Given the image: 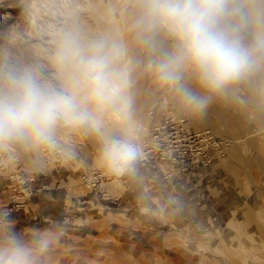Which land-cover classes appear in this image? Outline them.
<instances>
[{"label": "rangeland", "instance_id": "rangeland-1", "mask_svg": "<svg viewBox=\"0 0 264 264\" xmlns=\"http://www.w3.org/2000/svg\"><path fill=\"white\" fill-rule=\"evenodd\" d=\"M120 2L122 7H129L130 0H0V73L36 70L54 89L83 99L86 86L73 64L57 63V52L69 34L82 45L116 39L122 29L117 12ZM257 4L262 13L258 22L264 25V0H257ZM115 12L119 27L111 21L110 14ZM99 27L104 31L102 35L111 38L102 37ZM114 29L119 30L116 35ZM160 90L147 114L144 131L133 127L135 116L128 97L126 109L115 108L122 114L125 111L131 127L127 132L119 128L108 135L127 136L141 146L130 170L120 175L102 163L101 133L87 126L61 122L54 132L55 147L28 140L0 143V225L21 210L4 214L13 195H19L15 200L20 201L49 189L47 183L50 188L61 184L72 195L94 196L99 205L97 201L110 202L109 198L124 193V183L119 179L125 180L128 172L139 167L153 179H172L178 188L190 193L196 207L179 215V225H186L183 220L202 226L190 231L177 228L168 216L152 214L145 207V198L131 200L125 211L110 207L103 211L99 205L88 212L91 231L87 233L63 238L55 231H45L50 243L38 256L37 264H264V169L258 163H240L233 154L241 155L240 148L231 147L213 128L198 126L178 102L173 88L161 85ZM85 106L95 108L87 103ZM112 108L97 109L102 120L105 109ZM167 115L183 118L186 129L193 134L208 131V139H182L176 145L168 133L159 152L144 155L140 150L150 141L148 135ZM103 125L105 134L104 120ZM94 212L96 220L91 221ZM6 237L0 233V243Z\"/></svg>", "mask_w": 264, "mask_h": 264}, {"label": "clouds", "instance_id": "clouds-1", "mask_svg": "<svg viewBox=\"0 0 264 264\" xmlns=\"http://www.w3.org/2000/svg\"><path fill=\"white\" fill-rule=\"evenodd\" d=\"M247 24L241 0H139L133 27L139 43L159 52L149 65L157 80L173 88L193 112H200L212 96L264 68V30L245 42ZM161 32L173 41L170 49L160 48ZM126 52L121 42L97 40L82 45L71 34L64 37L56 59L74 65L87 89L83 99L54 89L36 70L0 73V143L28 140L55 147L54 132L61 122L87 126L101 133L102 163L117 175L129 171L140 154L138 147L127 136L103 134L97 111L128 106L127 72L116 67ZM185 73L204 95L182 83ZM49 243L46 236L24 242L9 234L0 243V264H37Z\"/></svg>", "mask_w": 264, "mask_h": 264}, {"label": "bare ground", "instance_id": "bare-ground-1", "mask_svg": "<svg viewBox=\"0 0 264 264\" xmlns=\"http://www.w3.org/2000/svg\"><path fill=\"white\" fill-rule=\"evenodd\" d=\"M241 3L248 17V24L243 31V36L245 42H251L258 31L264 30V25L258 22L262 13L259 12L260 8L257 0H241ZM128 5L129 7H122L121 5L119 11L117 10L119 12V19L122 21V29L121 31L116 29L119 33L114 29L115 35L117 32L116 39L109 37V35H102L104 31L100 27L98 28V32H101L104 38H111L108 41L106 40L108 43L121 42L127 49L125 57L118 62L116 67L127 72L128 84L124 90V94L132 102L131 114L135 116L133 127L136 125L137 130L144 131L147 128L148 112L154 107V99H157L161 91L160 86L162 84L157 80L154 72L149 67L152 61L159 55V52L147 48L136 39V29L133 25L139 13V0H130ZM116 14V12L110 14L111 21L115 27H119L117 25L118 19ZM97 36L99 38V35ZM157 41L163 50L170 49L173 44L171 38L163 32L157 36ZM183 80V84L195 94H205L196 85L189 73L184 74ZM79 86L81 87V85ZM82 90L84 89L82 88ZM177 97L178 102L183 104L185 110L198 126H208L211 127V130L213 128L217 134L224 136L225 142L229 143V145L231 144V147L242 150L243 153L241 155L233 153L240 163L246 166L258 163L264 169V68L249 74L237 83L229 86L220 95L212 96L203 111L193 112L182 102L178 93ZM124 112L122 114L115 108L105 109L103 117L105 124L104 131L107 130L105 135L119 128L126 132L129 131L131 125L128 124V116L126 114L125 118ZM138 147H141L139 143ZM231 230L232 228H230Z\"/></svg>", "mask_w": 264, "mask_h": 264}, {"label": "crops", "instance_id": "crops-1", "mask_svg": "<svg viewBox=\"0 0 264 264\" xmlns=\"http://www.w3.org/2000/svg\"><path fill=\"white\" fill-rule=\"evenodd\" d=\"M150 176L151 174L146 173L142 168H134L126 174L125 180L119 179L124 183V193L109 198L110 202L103 199L97 202L103 206V211L109 207L125 211L124 207H128L131 200L145 198L148 203L145 207H148L152 214L164 215L165 218L168 216L177 228L187 231L200 228L202 225H190V222L182 219V223L186 225H179V215L188 214L192 206L196 207L190 193L178 188L172 179H153ZM46 187L49 189L20 200L23 201L21 210L6 217L0 225L1 234L7 236L14 234L19 239L33 240L38 236H46L44 232L47 230L55 231L63 238L65 235L79 236V233L91 231V227L87 226L88 212L91 208L99 206L94 201V196L86 198L88 196L86 193L81 197L72 195L61 184L57 185L58 188H50V184L47 183ZM91 216V221H95V212L91 213Z\"/></svg>", "mask_w": 264, "mask_h": 264}, {"label": "built area", "instance_id": "built-area-1", "mask_svg": "<svg viewBox=\"0 0 264 264\" xmlns=\"http://www.w3.org/2000/svg\"><path fill=\"white\" fill-rule=\"evenodd\" d=\"M170 134V136H173L174 143L176 145H179V143L182 139L186 142L190 139H196V140H206L208 139L209 133L208 131H203L200 133L193 134L190 131H188L185 127V122L183 118H179L172 115H167L162 123H160L157 127H155L151 131V139L150 141L144 143V146L142 147V153L145 155L153 154L155 152H159L160 149V143L162 142L164 136L166 134ZM205 134V135H203ZM164 151H166V148H163ZM24 195L31 194V192L27 193L24 192ZM19 195H13L9 201V205H7L6 210L4 214L8 215L14 210H19L23 206V201H17L15 200ZM23 195H21L19 198H21ZM12 200H15V202L12 204Z\"/></svg>", "mask_w": 264, "mask_h": 264}]
</instances>
